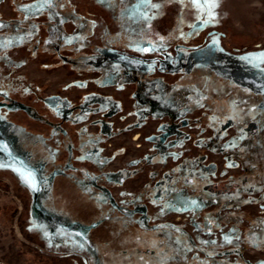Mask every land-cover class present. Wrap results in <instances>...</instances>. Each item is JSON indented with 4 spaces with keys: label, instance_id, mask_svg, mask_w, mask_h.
I'll list each match as a JSON object with an SVG mask.
<instances>
[{
    "label": "rangeland",
    "instance_id": "obj_1",
    "mask_svg": "<svg viewBox=\"0 0 264 264\" xmlns=\"http://www.w3.org/2000/svg\"><path fill=\"white\" fill-rule=\"evenodd\" d=\"M46 1L53 15L45 18L42 14L48 12V7L38 4V0H0V264L106 261L95 246L84 245L76 238L70 242V237H63L52 244L55 246H48V240L36 233L29 215L35 198L27 191L19 167H12L11 162L22 160L21 145L39 142L45 148L43 159L58 172L82 166L92 174V185L106 183L105 191L100 188L97 192L108 217H127L138 225L157 227L161 234L179 241L178 245L171 244L188 264H264V251L256 242L259 238L251 235L255 229L252 224L245 241L246 230L236 224L217 227V216L210 208L217 200L183 199L169 188H164L163 196L148 198L138 194L149 170L160 174L159 164L147 165L127 180L118 179L114 173L129 160L143 161L157 151L164 163L180 160L183 152L193 157L201 145L206 153L202 162L206 168L215 165L228 173L239 172L241 163L235 165L236 157L228 155L236 153L246 139L232 129L220 139L212 136L205 122L208 113L215 112L216 104L205 100L197 110L180 115L177 119L185 118L187 124L174 125L169 139L159 144L155 136L165 131L162 122L168 118L140 119L139 114L147 106L137 101L131 108V89L122 73L103 70L83 75L80 70L73 71L65 59L100 56L118 61L121 52L134 51L152 56L155 63H172L179 60L180 52L187 51L186 73H215L214 77L220 79L219 73L232 67L235 75L226 83L225 101L235 108H254L261 99L243 88L247 87L244 83L255 82L264 101V0H198L197 4L192 0ZM213 2L215 7L210 6ZM31 4L25 11L24 7ZM26 13L28 18L24 17ZM40 23L50 25L49 31L42 30ZM52 29L59 32L57 40L64 58L55 54L54 42L48 44ZM127 71L131 69L127 67ZM191 92L184 88L173 91L174 95ZM105 96L108 103L104 102ZM4 98L9 102L2 103ZM182 104V110L190 111L187 100ZM133 108L134 112H130ZM110 110L119 111L108 118L116 128L144 122L132 131L109 138L104 148L103 139L109 129L98 121L102 112ZM258 111L256 119L264 131V106ZM35 114L56 122L60 128L40 122L33 117ZM63 134H67L66 143ZM194 137L199 144H192ZM261 142L256 143V148L264 155V139ZM121 146L125 148L123 155L105 161V156ZM66 150L72 153L63 163ZM255 162L256 159L251 161L249 169L255 167ZM36 167L24 163L20 168L22 173L34 175ZM246 198L243 196L239 202ZM240 209L260 219L264 216V200L245 202ZM227 210L223 208L219 214ZM66 219L73 223L70 217ZM243 223L248 224L247 220ZM78 227L81 234L87 233L85 224Z\"/></svg>",
    "mask_w": 264,
    "mask_h": 264
},
{
    "label": "flooded vegetation",
    "instance_id": "obj_2",
    "mask_svg": "<svg viewBox=\"0 0 264 264\" xmlns=\"http://www.w3.org/2000/svg\"><path fill=\"white\" fill-rule=\"evenodd\" d=\"M187 54V51L180 52L179 60L172 63H155L152 56H148L146 61H141V57L135 56L137 58H133L122 54L121 57H118V61L121 59L123 62L112 61L100 56L94 57L93 60H88L89 63L93 64V69L83 72V75L103 70L104 72L107 70L111 73H122L131 89L128 94L132 101L131 108L134 107L133 103L137 101L147 106V109L139 114L140 119L148 116L168 118L165 121L162 120L165 131L155 136L159 144L169 139L174 125L187 124L185 118L177 119L180 115L197 110L198 106L205 100L215 103L216 110L208 113L205 123L216 139L227 136L229 129H232L234 133H241L246 139L247 142L245 141V144L239 147L236 153L228 155L230 158L236 157L235 165L241 163V170L228 173L223 168L218 170L215 165L206 168V165L202 164L206 153L201 145L198 153L193 157H186V152H183L180 160L170 159L164 163L161 153L157 151L147 156L143 161L139 159L129 160V163L118 167L114 173L118 174V179L127 180L142 171L145 166L159 164L158 171H160V174L157 176L156 173L149 170L147 181L138 194L145 195L148 198L154 195L163 196L165 193L164 188H169L171 189L170 192H173L172 194L175 193L174 195H179L183 199H195L196 201L198 199L217 200L210 207L211 209L214 208L213 213L217 216V227L236 224L239 228L246 230L243 235L245 241L249 239L247 232H249V225L252 224L255 227L252 230L254 232L251 234L253 235L252 238L258 236L259 240L256 242H258L259 249L264 251V216L260 219L257 217L251 218L248 212L240 209V206L245 202L258 203L260 200H264V155L256 148V143H262L261 141L264 139V131L261 130L262 125L256 119L259 108L264 106L262 104L264 102L262 100L263 95L261 91L255 88V82L253 84L252 82L249 84L244 83L247 87L243 90L248 94L259 97L261 100L256 103L254 108L248 105H239L235 108L234 105L225 101L226 88L224 86L214 83L213 86L215 87L212 89L207 84L208 81H211L210 77L217 79L213 75L215 73H186L188 70ZM127 67L131 71H127ZM233 71L231 67L227 71L219 73V75L221 74L220 79L228 82L235 75ZM164 87L166 91H163ZM180 88L192 92L174 95L173 91ZM104 98L106 100L104 102L108 103V97L105 96ZM186 100L189 103L188 109L190 111L182 110V103ZM8 102L9 100L6 98L2 100V103L6 104ZM134 110L133 108L130 112H134ZM117 113L112 110L109 113L102 112L98 121L99 123L104 122L109 129L105 140L103 139L102 145L104 148L109 138L132 131L134 127L141 126L144 122L142 120L140 124L139 121H136L116 128L114 122L108 121V118L117 115ZM33 117L52 128H60L56 122H49L48 119L42 116L35 114ZM121 117L124 116H120V119ZM100 128L101 125L98 126L99 130ZM62 140L64 143L68 142L67 134L62 135ZM168 142L171 143L172 141L169 140ZM192 144H199L197 137L193 138ZM124 150L123 146L113 149L104 157L105 161L109 162L117 156L123 155ZM44 151L43 143H25L21 145L19 151L22 160L20 159L21 161L16 163L18 160L16 159L11 162V166L19 167L27 191L35 198L29 206V215L34 221L36 233L48 240L49 244L46 245L55 246L52 244L60 241V238L70 237V242H73L72 238H76L84 245L95 246L90 238L91 231L96 229L101 222L113 221L117 224V228L121 229L122 237L120 240L122 241L126 238V235L131 234L129 238L131 244L133 247L135 246L136 251L141 249L143 256L146 255L150 258L159 256L164 260L178 262V264L185 262L172 245H178L179 241L161 234L157 227L150 224L138 225L127 217H108L99 200L100 194L97 192L100 188V190L105 191L106 183L104 181L92 185L90 183L93 182L92 174L82 166H74L70 172H58L57 168H53L48 161L43 159ZM71 153L70 150H66L63 163H65L66 158L71 157ZM253 159H256L255 167L249 169ZM24 163L37 166L34 174L35 178L32 174L22 173L20 167ZM39 172L40 174H38ZM253 194H256V196L252 197ZM243 196H247L246 200L243 199L242 202H239ZM223 208H227V212L219 214ZM66 217L73 219V223L69 224ZM243 220H247L248 224L243 223ZM79 224H85L88 227L86 234L80 233L78 230ZM158 224L160 223L158 222ZM139 239L146 240L150 245L147 248L137 247ZM245 245L248 244L245 243ZM98 255L97 253L96 256L100 258ZM76 256L79 257L80 255ZM83 256L85 257V255Z\"/></svg>",
    "mask_w": 264,
    "mask_h": 264
},
{
    "label": "trees",
    "instance_id": "obj_3",
    "mask_svg": "<svg viewBox=\"0 0 264 264\" xmlns=\"http://www.w3.org/2000/svg\"><path fill=\"white\" fill-rule=\"evenodd\" d=\"M47 1H43V0H38V4L40 3H45L46 6L48 7V12H45L42 14V16H45V18L47 16H52L53 15V8L50 4L46 3ZM33 5H26L25 11H28V9H30ZM23 11L24 10H20ZM28 13H26V15L24 17H27ZM45 14V15H44ZM26 18V19H27ZM35 20V19H33ZM6 22L5 20H1ZM31 22H36V21H31ZM1 24V23H0ZM47 24V23H46ZM45 23H40L39 25H41V29L49 31L48 28L50 27V25H46ZM52 26V25H51ZM56 27V25H55ZM59 32L56 29H52V37L50 38V42L48 44H52L54 42V50H55V54L57 55V57H61L64 56L62 55L61 51H60V43L58 42L57 38H58V34ZM49 47V46H48ZM120 53V52H119ZM117 53V54H119ZM124 55L130 56V57H141V61H146L148 56L145 55H140L138 53H134L130 52V51H125V52H121ZM120 55V54H119ZM120 57V56H118ZM150 57V56H149ZM137 58V57H135ZM65 59L67 61H69V63L72 65V70L73 71H77L80 70V72H88L90 70L93 69V64L89 63L88 60L90 59H94L93 57H82V58H71V57H66ZM211 81H208L207 84L211 86V88L213 89L215 86L214 83H216V85H222L225 86L227 85V81H225L224 79H213L212 77H210ZM201 84V83H200ZM213 86V87H212ZM219 103L222 104L221 101H219ZM119 228H117V224L115 222H101L96 229H93L90 233V238L93 244H95L96 248H97V252L101 253L103 256L106 257V261L103 262V264H178V262H175L173 260H167V259H163L162 257H154V258H150L149 256L146 255H142V250H135V246L133 247V245L131 244V240L129 239L131 237V234L129 235H124L126 238H124L122 241L120 240V238L122 237V234L120 233ZM128 238V239H127ZM150 244L146 241V240H142L139 239V243L137 244V247L139 248H147ZM161 248V246H160ZM63 251H65V249H62ZM67 251V250H66ZM65 251V252H66ZM136 254H138V256H136ZM111 261H114L113 263ZM118 261V262H117ZM117 262V263H116ZM183 264H188L186 261L183 262Z\"/></svg>",
    "mask_w": 264,
    "mask_h": 264
},
{
    "label": "snow or ice",
    "instance_id": "obj_4",
    "mask_svg": "<svg viewBox=\"0 0 264 264\" xmlns=\"http://www.w3.org/2000/svg\"><path fill=\"white\" fill-rule=\"evenodd\" d=\"M192 2L194 3V4H197L198 3V0H192ZM211 7H215V3L213 2V3H211V5H210ZM153 7H158V5H153ZM209 15L211 16L212 14L211 13H209ZM205 23H208V21H205ZM261 55H264V54H261ZM195 203V201H193V204ZM226 239H227V237H226Z\"/></svg>",
    "mask_w": 264,
    "mask_h": 264
},
{
    "label": "bare ground",
    "instance_id": "obj_5",
    "mask_svg": "<svg viewBox=\"0 0 264 264\" xmlns=\"http://www.w3.org/2000/svg\"><path fill=\"white\" fill-rule=\"evenodd\" d=\"M111 262L113 263L114 261H111ZM117 262H118V261H117ZM117 262H116V263H117Z\"/></svg>",
    "mask_w": 264,
    "mask_h": 264
}]
</instances>
